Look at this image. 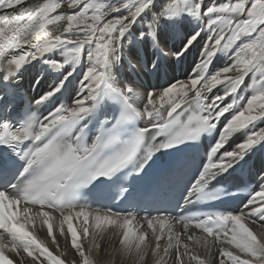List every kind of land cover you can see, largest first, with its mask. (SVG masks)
Returning a JSON list of instances; mask_svg holds the SVG:
<instances>
[{
  "label": "snow or ice",
  "instance_id": "6c2138e0",
  "mask_svg": "<svg viewBox=\"0 0 264 264\" xmlns=\"http://www.w3.org/2000/svg\"><path fill=\"white\" fill-rule=\"evenodd\" d=\"M177 29L180 47L169 48L161 37ZM197 44L201 59L186 80L145 87L134 78L159 77L169 56ZM33 62L45 66L34 80L46 90L18 104L19 78ZM45 105L48 114L37 115ZM258 123L264 0H0V264H264V232L252 227L264 229V175L235 208L168 211L169 193L186 180V205L233 198L216 184L264 156ZM204 138L211 143L197 165ZM53 213L59 235L70 237V262L35 234L39 221L59 252ZM109 230L118 246L98 260L97 238Z\"/></svg>",
  "mask_w": 264,
  "mask_h": 264
},
{
  "label": "bare ground",
  "instance_id": "6f19581e",
  "mask_svg": "<svg viewBox=\"0 0 264 264\" xmlns=\"http://www.w3.org/2000/svg\"><path fill=\"white\" fill-rule=\"evenodd\" d=\"M222 1V0H221ZM213 2H216V0H213ZM65 11L71 12L73 11L72 9H65ZM180 38L181 40L183 39V29H177L176 30V34L174 36H170V35H162L161 39L162 41H164L168 46H170L169 48H179V42L180 40L178 38ZM203 43V41H201V44ZM200 44H197L196 47L192 48L190 52H188L186 55H184L183 57L180 58L181 62L178 63L177 60L171 56H169V60L168 62H166V66H168L169 68H171L168 72H166V76L164 79V82L158 86H163L166 85L168 81L170 80H174V79H179V80H186L188 78V76H190L192 74V72L195 70L196 68V64L199 63L201 56H200ZM151 47H148L146 50L145 49H141L139 54H143V57H151L152 54H150L149 50ZM55 58L56 59H62L63 57L61 56V54L58 52L55 54ZM227 63L226 58H220L218 59L215 64L213 65V68L210 69V71H214L217 68H220L222 66H224ZM32 64H40L39 62H33ZM31 65V64H30ZM138 67V66H137ZM179 68V70H178ZM27 70H29L26 74L27 75H31L32 73L30 72L29 66H27ZM231 75L235 76L238 75L236 73H232ZM139 82L143 83L145 87H152L148 84V82L146 81V73H139ZM75 83V82H74ZM37 87L39 88V90H43L45 91V85L44 84H40L37 85ZM75 87L78 89L79 88V84L76 83ZM223 89V86H218L216 89L213 90V93H221ZM244 93H249V89L247 87H245L243 89L242 95ZM212 93H210L209 95H211ZM250 94V93H249ZM72 99H75V97H70L69 100L67 101L66 105H71V101ZM238 103H240V101H238ZM225 122L224 118H221V126L223 125V123ZM260 127H264V123H258L257 125V130ZM244 139V132H239L234 134L232 137H230L229 142L225 145L227 150H232L235 148V145L239 142H241ZM50 211V210H49ZM54 216H59V213H53ZM40 222L38 221L36 224V228H35V234L37 235V237L42 240L51 251L54 252V254H59L60 252L62 253H66V255L64 256V259L66 261H71L74 258V251L71 249L70 247V237L67 236V233L65 235V237H61L59 235V231H58V224L57 223L55 225V229L56 232H53L54 235L56 236V239L59 243V252L56 251V245L53 243L52 238L49 237L47 235V232L42 234L41 231L39 230L42 226H39ZM66 225H65V231H66ZM252 227L254 228V230L257 233H261L264 232V229L260 228L257 225H252ZM176 230L177 231H182V225H176ZM190 232L192 231H196L195 229H190ZM199 234V233H197ZM183 239V237H182ZM88 244V241H85ZM97 242L100 243L101 245V253H98L100 256H102V253L105 249H109L110 250V245H115L118 246V237L115 235L114 230H109L108 232H105L103 235V238H97ZM85 244V245H87ZM198 251L200 252L201 255L205 254V250L203 248L198 249ZM213 251H215V249H213ZM97 255V254H96ZM98 259V258H97ZM101 259V257L99 258ZM98 259V260H99ZM104 259H110V257H104ZM169 264H171V261L169 262Z\"/></svg>",
  "mask_w": 264,
  "mask_h": 264
},
{
  "label": "rangeland",
  "instance_id": "374dc122",
  "mask_svg": "<svg viewBox=\"0 0 264 264\" xmlns=\"http://www.w3.org/2000/svg\"><path fill=\"white\" fill-rule=\"evenodd\" d=\"M221 2H223V0Z\"/></svg>",
  "mask_w": 264,
  "mask_h": 264
}]
</instances>
